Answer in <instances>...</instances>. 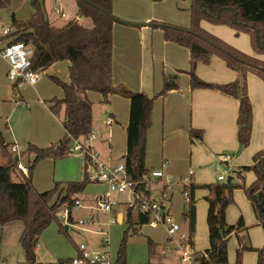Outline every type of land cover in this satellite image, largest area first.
I'll use <instances>...</instances> for the list:
<instances>
[{
  "label": "trees",
  "instance_id": "obj_1",
  "mask_svg": "<svg viewBox=\"0 0 264 264\" xmlns=\"http://www.w3.org/2000/svg\"><path fill=\"white\" fill-rule=\"evenodd\" d=\"M9 3L10 0H0V9L7 7ZM75 3L76 16L90 18V27L82 26L76 17L61 26H55L45 18L39 1L30 0L33 8L31 15L23 20L11 14L8 32L0 36V41L6 40L7 44L23 42L31 46L30 68L34 71L45 70L57 61L69 62L68 81L50 76L62 88L63 96L45 100L53 114L61 115L64 128L62 138L47 147L32 143L27 145L25 151L33 153L34 156L28 173L22 180L16 181L12 177V159L8 158L0 164V226L14 220L22 222L19 243L24 253V261L21 264H41L36 261V246L42 231L56 220V214L63 206H72L77 195L90 182L86 172L80 180L66 181L59 192L60 182H55L52 188L40 192L35 189L31 179L34 163L46 157L53 160L64 157L68 154V148L74 138H86L91 133L92 102L86 95L87 91L99 92L105 102L108 101L109 95L115 93L128 98L126 146L122 162L135 191L150 196V188L142 178L150 172L146 167L145 157L153 101L156 97L164 96L168 91L177 88L174 81L165 80L161 90L149 96L142 91L123 92L115 86L112 77V29L117 19L112 13V0H75ZM202 19L248 33L253 51L256 54H264V0H191L188 26L157 20L147 23L160 28L165 41L188 49L189 68L186 72L191 89H213L238 99L236 138L239 147H246L252 131V105L247 92V75L253 74L264 82V59L245 53L206 30L200 25ZM212 56L220 58L228 68L236 71L233 81L206 82L195 74L196 64H208ZM189 134L190 137H202L200 129L191 128ZM0 148L5 149L1 137ZM237 170L240 171L238 176L241 172L252 171L254 180L248 185L237 182L190 183L182 189L187 190L188 195L187 209L183 217L186 220L185 232L189 245L192 244L195 230L193 195L199 188L207 191L204 199L207 202L208 247L202 252L192 251L199 264H242V254L245 250H254L256 264H264V242L258 248L237 247L234 262L228 261L227 244L231 234L242 231L247 226L242 216L233 224L226 221L227 208L234 203L232 191L241 188L250 200L264 234V148L252 154L250 164L240 166ZM61 192L64 193L60 194ZM148 217V213L137 212L133 222L131 208L127 207V226L123 231L115 264H126V236L130 230L132 233L136 231L134 224H145ZM147 244L150 250L156 247L150 237H147Z\"/></svg>",
  "mask_w": 264,
  "mask_h": 264
},
{
  "label": "rangeland",
  "instance_id": "obj_2",
  "mask_svg": "<svg viewBox=\"0 0 264 264\" xmlns=\"http://www.w3.org/2000/svg\"><path fill=\"white\" fill-rule=\"evenodd\" d=\"M61 3L65 16L56 19L55 23H57V26H61V24L74 17L78 19L82 26H91L92 22L90 18L76 16L75 0H61ZM53 4V0H45L44 2L47 9L46 13L50 18L51 13L49 8ZM190 5L191 0H112V13L117 19L112 29V69L118 81H123L120 85L130 88V90L140 87L151 89L152 84H154L153 79L155 78L157 84L155 83L154 85L158 89L159 87H163L165 80L175 81L177 87L181 90L175 95L177 98L182 96V92H185L183 89L190 87L187 72L182 71L183 74H181V71H179L180 68H188V49L172 42H168V44L174 50L169 48L167 50L163 49L162 44L167 43V41L163 39L161 29L148 24L146 26L149 28L142 30L143 25H141L145 22L157 20L180 26H188L190 21ZM31 8L29 0H10L7 7L0 9V27H5L10 23V10L15 11L16 16L24 20L30 16ZM200 25L243 52L264 59V54H256L253 51L248 33L238 32L227 25L212 24L204 19L200 20ZM0 44H3V42L1 41ZM210 62L208 64L198 62L197 64L207 67ZM67 63L66 60L57 61L47 69L39 71V78L33 85L17 81V85L12 87L13 82L8 81L5 74L6 63L0 58V131L4 137L5 144H15L17 146L21 152L23 162L27 161V152L25 150L29 142L37 145H46L57 141L59 137L63 136L62 126L59 123L61 115H55L49 108H44L40 100L43 101L47 99L46 97L55 94L61 95L63 93L61 87L51 79L50 75L54 74L61 79L65 78ZM174 65H177V67ZM152 71L153 74L150 73ZM170 73L177 75L178 79L174 80L170 78L168 76ZM195 74L198 76L196 71ZM199 78L201 79V77ZM14 93L17 96L19 94L22 95L24 100L29 101L31 103L30 108L18 102L13 97ZM186 94L182 98L183 103L186 102L185 99L190 97V93ZM87 97L92 102L91 133L94 134V139L90 141L92 144L91 150L102 162L117 163V157L123 153L125 145L124 127L127 121L125 98L116 93L111 95L110 102L108 103L103 100L102 95L97 91H87ZM157 100L158 98L156 97L154 101ZM156 104V113L153 115L152 111L151 126L148 129V132L153 133L150 137L151 150L147 151L145 161L150 162V171L155 169L161 170L164 176L170 177V183L167 184L165 190V194L170 197V200H165V203L169 206L173 218L180 225L181 232L186 234V220L183 217V213L187 209V202L183 198L184 193L181 192V181L186 176H192L191 173L189 174L190 170H193L195 173L198 172L195 167L192 166L190 168L186 166L190 148H183L185 153L179 155L178 159L176 157L177 167L173 169L165 166L167 164L166 160L162 158L160 159V164L156 165V163H153L159 161L160 156L159 153L157 154V151L159 152L160 146L163 147L165 152L167 149L172 151L175 148L171 142L166 143V140L163 141L160 117L162 105ZM171 104L173 103L171 102ZM41 108H44L46 111H42ZM110 110L115 113L118 122L106 124L105 120ZM186 112L190 113L189 107H185L184 114ZM166 117L169 116L167 115ZM81 139L85 143H88L86 138ZM72 144L73 142H71L70 146ZM223 151L222 156L227 155L229 157L228 162L224 161L222 156L219 157L218 154H214L210 160L201 164L204 174L215 178L217 173H220L224 168H228L227 175L233 177L232 183H247L250 181V177L253 176L252 171H244L240 176H237L233 173L236 167L233 166L230 160L229 152L227 150ZM84 158L85 156L82 151H72L64 157L55 159L54 162L48 157L40 159L32 167V183L36 186L37 190L41 191L42 189L52 188L55 180L63 182L68 179H79L83 176L81 166H83ZM4 159L5 151L0 148V162H3ZM119 161L122 162L121 160ZM171 162L169 158V163ZM214 168L217 169V173ZM195 180H197V176H195ZM164 183V178L150 179V194L154 199L161 198L160 192ZM98 185L102 186L100 189H105L103 184L87 183L81 192L82 199L80 206L71 208L70 213L73 219L77 221L76 223L69 224L67 219L60 218V210L56 214V220H53L42 231L36 246V258L39 261L46 262L52 259L51 255H53V251H57L56 253H59V255L71 256L75 253V246L79 244H85L92 251H107L111 259L116 261L123 231L127 226L125 206L127 205V201H132L133 196L130 190L123 193H114L112 197L116 201V204L112 206L110 212H104L96 206L91 198L92 193L96 189L94 187ZM58 188L59 192L62 186L58 184ZM63 193L61 192L60 194ZM193 196L195 207L198 209L199 202L202 207V196L198 192L194 193ZM232 197L234 203L227 208L226 218L230 217V219L235 220L239 214H243L244 220L247 221L249 219V223H252L249 228L255 226L259 228L255 224L254 214L251 212L249 201L243 189H233ZM77 198L79 197L77 196ZM136 216L137 211L131 209V220L133 222L136 220ZM66 225H68L67 230L65 228ZM134 226L136 227V231L132 233L130 230L125 239L126 264H184L181 260V254L185 253V255H189L188 253L194 250L188 243H182L178 246L177 241H171L170 247L163 249L167 238L170 236L164 228L149 226L146 223L142 225L134 224ZM260 235L263 237L261 231ZM147 237L156 242L154 250L149 249ZM231 239L229 238L227 247ZM244 240L246 242L247 239L244 238ZM205 241H207L206 229L203 234H195V247ZM195 250L197 249L195 248ZM0 256L8 257V264H20L24 260L20 243L1 245V234ZM232 256L234 257V252Z\"/></svg>",
  "mask_w": 264,
  "mask_h": 264
},
{
  "label": "crops",
  "instance_id": "obj_3",
  "mask_svg": "<svg viewBox=\"0 0 264 264\" xmlns=\"http://www.w3.org/2000/svg\"><path fill=\"white\" fill-rule=\"evenodd\" d=\"M38 1H39L40 6L43 10L45 18L48 19V21L51 24L57 26L56 25L57 23H55V21L58 17H61V16L54 14L53 9L56 6H59L62 10L64 9L62 6L61 0H53L54 4L51 8H49L50 13H51V18L48 17V14L46 13L47 9L45 8V5H44L45 0H38ZM32 12H33V8H31L30 15ZM11 14H13L17 19H20V17L16 16L15 11L10 10L9 20L11 18ZM63 24H61V25H63ZM8 25H10V23L7 24V26H5V27H0V31L3 29H6V28L8 29L9 28ZM114 25H115V23L113 24V26ZM138 25H140V24H138ZM141 25H143L142 30L149 28L146 26L147 25L146 22L144 24H141ZM144 26H146V27H144ZM2 42H3V44H0V48L4 47L7 44L6 40H2ZM162 47L165 50H167V48L174 50L168 44V42L163 43ZM5 63H6L5 74H7V62L5 61ZM68 64H69V62L66 64L67 65L66 68L68 67ZM174 66L177 67V65H174ZM188 68H189V65H188ZM188 68L187 69H183V68L181 69L180 68L179 71H181L180 73L183 74L182 71L186 72L188 70ZM195 71L198 73V76L201 77V79L208 81V82L227 83V82L233 81L236 78V71L228 68L225 65L224 61H222L220 58H218L216 56L212 57L211 62L207 67L204 65H201V64H197L195 66ZM150 73L153 74V71ZM112 74H113L112 77L114 80V85L115 86L118 85L117 87L120 90H122L123 92L142 91V92L148 94L149 96H152L161 90L160 87L158 89L155 87L154 84L155 83L157 84V81L155 80V78L153 79L154 84H152L151 89H145V88L140 87L138 89L130 90V88H126L125 86L120 85V84H122L121 82H123V81L122 80H120L121 82L118 81L117 77H115V75H114L113 69H112ZM204 74H206V76H204ZM50 76H55V77L59 78L58 76H56L54 74H51ZM168 76L174 80L178 79L177 75H175V74L170 73V74H168ZM6 77H7V75H6ZM59 79H61V78H59ZM61 80L68 81L67 70L65 73V78H63ZM17 81H20V80H17ZM17 81H15V82L11 81V82H13L12 87L17 85V83H16ZM183 90L185 92H182V96H179L178 98L175 95L179 91H181L179 87H177L176 89H172V90L168 91L164 96H158L157 97L158 100L154 101V108L152 110L153 115L156 113V110H155V106L157 105L156 103H158V105L159 104L162 105L160 117H161V125H162L161 136L163 137V141L166 140V143L171 142L175 148L172 151L167 149V151L165 152L163 150V147L160 146L159 152L157 151V154L159 153V156H160L159 161H156L153 163H156V165L160 164V159L162 158V159L166 160L167 164H165V166L173 169V168L177 167L176 161L179 158L178 156L185 153V151H183V148H190L189 153L187 155L186 166L187 167L189 166L190 168L193 166L196 168V171L198 172V173H195V172H193V170H190L189 174L191 173V175H192V176H189V178L191 180L190 183L204 184V183H210V182H218L217 175L220 173H217V169L214 168V170L216 171L217 174H216L215 178H212V177L204 174V171L202 170L201 164L203 162H206L207 160H210L212 155H214V154H218L219 157L222 156V154L224 152L223 150H227V152H229L230 160H231L233 166L236 167L235 171L240 172L239 170H237V168L240 166H243V165L250 164L252 154L257 150L264 148V82L260 78H258L257 76H255L253 74L249 73L247 75V92H248V97H249L251 105H252V131H251L250 142L246 147H243L244 149L239 147L238 142H237V138H236V132H237L236 117H237L238 106H239V101L236 97L226 95L224 93H221V92H219L217 90H213V89H202V88L191 89L190 87L189 88L187 87V89H183ZM17 91H18V89H17ZM15 93L13 94V97L15 99H17L18 102L22 103L25 107L30 108L31 103L29 101L24 100L22 95L19 94L17 96V94H15ZM186 93H190V97L185 99L186 102L183 103L182 98H183V96L187 95ZM86 95H87V93H86ZM111 95H113V94H111ZM111 95L108 96V101H107L108 103L110 102ZM119 95H121V94H119ZM62 96H63V93L61 95H56V94L51 95V96L46 97V98L47 99H50L52 97L61 98ZM121 96H123L125 98L124 101L127 104L126 117H127V121H128L129 101H128V98L125 97L124 95H121ZM47 99H45V100H47ZM45 100H43V101L40 100V102H42L44 108L46 107L48 109V105L46 104ZM171 102L173 104H171ZM185 107L190 108V113L186 112L185 113L186 116L184 114ZM44 108H41V110L46 111ZM167 115L169 117H166ZM51 116H52V114H51ZM107 117H111L113 119V123L118 122L115 113L111 110L109 111ZM127 121L125 123L124 129H126ZM59 123L62 126L61 118L59 119ZM5 124H6V122H5ZM191 128L200 129L202 131V137L201 138H198L196 136L190 137L189 131ZM62 130H63V135H64L63 126H62ZM149 133L150 132H148L146 154H147V151L151 150L150 137L153 133H150V134ZM0 137L5 144V140H4V137L1 133V131H0ZM61 138L62 137H59L57 139V141ZM55 142L56 141H53V143H55ZM29 143L35 144L33 142H29ZM53 143L50 142L46 145H37V144H35V145H37L39 147H47ZM11 146H15L17 148V146L15 144H5V149H4L5 159L3 162H0V164L4 163L6 161V159H8V158L12 159V161L14 163L13 168H12L13 169L12 170V177L16 181H19V180H22L23 178H25L26 174H24L22 171L16 169L15 163L18 161V162L23 163L24 165L29 167L32 164L31 161H33L34 155H33V153L27 152V161L23 162L21 159V154H20L21 152L18 150V148L15 152H12ZM125 146H126V131H125L124 151H125ZM241 149H243V150H241ZM124 151H123V153H124ZM123 153H121L120 156L117 157L116 162H120L119 160H121V161L123 160L122 159ZM15 156H17L16 160H14ZM30 157H32L31 160H30ZM176 157H177V159H176ZM169 158L172 161L171 163H169ZM50 159L54 162V160L52 158H50ZM149 163L150 162L145 161L146 167L150 170ZM87 165H88V168H87ZM92 167H93L92 164H90L88 162V159L85 157L83 159V166H81L83 175H84V173H86L90 169H92ZM238 174H236V175L238 176ZM195 176H197V180H195ZM81 178H79V179H68L66 181L80 180ZM249 180L250 181L245 183V185H248L249 183H251L254 180V174H253V176L250 177ZM56 181H59L60 185L62 187H63V184L66 182V181L61 182L60 180H55L54 183ZM34 187L37 190L36 186H34ZM94 188H96V189H95V192L92 193L91 198H92V201L95 202V204H96L97 196H99L103 190L100 189V188H102V186H100V185H98ZM182 189H183V186H182ZM45 190H47V189H45ZM45 190L42 189L41 191H45ZM37 191H39V190H37ZM197 192L203 198V201L201 202L203 206L201 207L200 202H199L198 203V209H197V207H195V230H194L191 246H192V249H194L193 250L194 252H202L208 247V231H207V241H205L204 243H202L196 247L194 245V238H195V234L196 235L199 233L203 234L204 230L205 229L207 230V224H206L207 202L204 199V196L206 195L207 191L205 189L199 188V189H196L194 193H197ZM77 196L79 197L78 199L81 201V199H82L81 193H79ZM248 201H249V205L251 208V212H253L255 220H256L255 224H257L259 226V228H257V226L249 228V226L252 224V223H249L250 222L249 219H247V221L244 220L243 214H239L237 216V218L239 216H242L244 224H245V226H247V228L242 230V231L232 233L230 236V238H232V239L229 243V246L227 247L228 261L230 263L234 262V260H235V250L237 247H240V246L241 247L242 246L248 247V246H250L252 248H258V247H261L263 242H264L263 229H262L261 225L258 224V222H257L255 213L253 211V206H252L250 200H248ZM125 207L127 209V205ZM169 210H170V208H169ZM237 218L235 220H232V219H230V217H228V219L226 218V221L229 224H233L237 220ZM67 220H68L69 224L77 222L73 219V217L71 216V213L69 214ZM22 228H23V224L19 220H14V221L8 222V223L0 226L1 245H6V244L15 245L16 243H19V237H20ZM65 228L67 230L68 225H66ZM260 231L263 234V237H262V235H260ZM244 238L247 239L246 242H245ZM231 244H232L233 248L231 247ZM75 248H76L75 253L71 256L59 255V253H56L57 251H53V255H51L52 259H50L49 261L42 262V261H39L37 258H36V261L41 263V264H55L57 261L68 259V258H71L74 255H76L77 250H78L77 249L78 245H76ZM195 248L197 250H195ZM36 250H37V247H36ZM233 252H234V257L232 256ZM8 261H9L8 257L0 256V264H8L7 263ZM242 264H256V252L254 250L245 251L242 254Z\"/></svg>",
  "mask_w": 264,
  "mask_h": 264
},
{
  "label": "built area",
  "instance_id": "obj_4",
  "mask_svg": "<svg viewBox=\"0 0 264 264\" xmlns=\"http://www.w3.org/2000/svg\"><path fill=\"white\" fill-rule=\"evenodd\" d=\"M53 13L60 15L61 17L65 16L63 10L56 6L53 9ZM8 32V29H3L0 31V36L5 35ZM32 55V48L30 45L23 42H14L11 44H6L4 47L0 48V58L4 59L7 62V79L10 81L20 80L27 84H35L39 78V71H34L30 68V57ZM113 119L107 117L105 120L106 124H111ZM91 139H94V134L90 133L86 140L88 143H85L81 138H74L73 144L68 148V153L72 151H82L84 156L87 157L88 162L92 164V169L87 173V178L90 182L100 183L105 186V189L102 193L97 196L96 206L101 208L104 212H110L112 206L116 204V201L113 199L112 195L114 193H123L127 190H130L133 196L131 202H127V207L135 209L137 212L148 213V221L146 224L150 226H160L164 228L167 233L170 235L163 249L170 247L171 241H177L179 246L182 243L187 242V235L181 232L180 225L173 218L170 213L169 206L165 203L170 200V197L165 194L167 184L170 183V177L164 176L161 170H151L149 175L143 176L142 181L147 184V187L150 188V179H162L164 178L165 183L161 187V198L154 199L151 194L150 196L141 195L139 192L135 191L133 183L125 170L123 162L117 163H105L97 158V155L92 152V145L90 143ZM17 148L11 146V151L15 152ZM223 160L228 162L229 157L227 155L222 156ZM16 169L22 171L27 175L29 167L23 163L16 162ZM228 168H224L220 174L217 175L218 182H225ZM191 180L189 176H186L181 181L183 187L188 186ZM185 200H188L187 192L182 191ZM80 200L77 198L74 200L72 206H63L61 208V217L63 219H68V216L71 212L72 207H79ZM77 254L73 257L57 261L55 264H115L111 259L110 254L107 251H92L85 244H79L77 248ZM185 255L181 254V260L184 264H199V261L196 260L192 254V251Z\"/></svg>",
  "mask_w": 264,
  "mask_h": 264
},
{
  "label": "water",
  "instance_id": "obj_5",
  "mask_svg": "<svg viewBox=\"0 0 264 264\" xmlns=\"http://www.w3.org/2000/svg\"><path fill=\"white\" fill-rule=\"evenodd\" d=\"M16 159H17V156L14 157V160H16ZM233 173L238 174V173H240V172H238V171H237V172H236V171H233ZM231 179H232V176H231V175H228L227 178H226V181H225V182H226V183H230V182H231Z\"/></svg>",
  "mask_w": 264,
  "mask_h": 264
}]
</instances>
